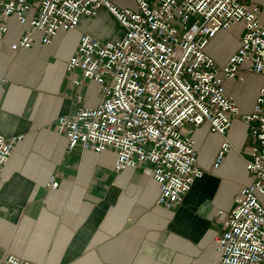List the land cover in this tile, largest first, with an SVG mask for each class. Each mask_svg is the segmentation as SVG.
<instances>
[{
    "label": "built area",
    "instance_id": "obj_1",
    "mask_svg": "<svg viewBox=\"0 0 264 264\" xmlns=\"http://www.w3.org/2000/svg\"><path fill=\"white\" fill-rule=\"evenodd\" d=\"M120 8L110 0H0V40L15 18L24 28L12 51L37 42L51 45L61 31L78 28L83 16L107 9L123 30L122 37L100 41L84 34L67 69L78 71V88L98 86L96 107H81L58 118L55 130L67 148L95 154L111 152L117 172L142 166L160 187L157 204L179 206L204 172L194 128L208 124L222 138L213 163L218 170L233 150L228 135L239 120L251 142L238 152L252 182L235 198L230 212L216 214L214 264H264V87L242 114L227 94L229 81L248 74L264 78V23L261 10L247 0H134ZM242 24L239 47L224 65L207 51L212 39ZM75 98L82 101V96ZM186 131V133H184ZM22 136L0 134V177ZM47 186H59L51 176ZM0 264H31L9 256Z\"/></svg>",
    "mask_w": 264,
    "mask_h": 264
},
{
    "label": "crops",
    "instance_id": "obj_2",
    "mask_svg": "<svg viewBox=\"0 0 264 264\" xmlns=\"http://www.w3.org/2000/svg\"><path fill=\"white\" fill-rule=\"evenodd\" d=\"M110 1L127 8L124 0ZM247 2L260 8L264 23V0ZM240 27L243 31L238 24L211 40L207 51L220 64L236 52L242 35L228 50L215 45ZM23 31L11 18L0 40V134L22 136L0 177V263L16 256L31 264H214L216 214L230 212L252 182L238 154L251 142L242 123L234 122L228 135L234 148L216 171L222 138L208 124L194 128L204 175L179 206L166 209L157 204L159 185L142 166L117 172L114 154L69 151L66 137L55 130L58 118L98 105V86L76 87L79 72H69L67 64L84 34L103 42L122 37L116 19L103 8L97 17L83 16L77 29L59 32L51 45L37 42L12 51ZM246 68L244 82L226 84L242 114L264 87V78ZM51 176H57L56 189L47 186Z\"/></svg>",
    "mask_w": 264,
    "mask_h": 264
},
{
    "label": "rangeland",
    "instance_id": "obj_3",
    "mask_svg": "<svg viewBox=\"0 0 264 264\" xmlns=\"http://www.w3.org/2000/svg\"><path fill=\"white\" fill-rule=\"evenodd\" d=\"M123 5H124V7H127V8H134V0H124L123 1ZM240 35H242L241 27L238 30L236 29V31H234V33L231 34L230 37L228 39H226L224 43H217L215 45V48L218 49L219 51L220 50L221 51L228 50L229 48H232V46L236 45L237 38ZM118 37H120V36H118ZM118 37H115V38L111 37V39L115 40V39H118ZM90 93H91L92 96L96 97V91L95 90H90Z\"/></svg>",
    "mask_w": 264,
    "mask_h": 264
}]
</instances>
